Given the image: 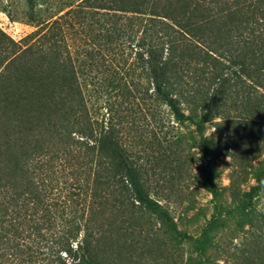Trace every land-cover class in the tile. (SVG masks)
<instances>
[{"label":"trees","instance_id":"1","mask_svg":"<svg viewBox=\"0 0 264 264\" xmlns=\"http://www.w3.org/2000/svg\"><path fill=\"white\" fill-rule=\"evenodd\" d=\"M33 36L0 29V264H126L121 234L123 245L139 209L184 236L150 195L168 148L158 105L194 126L207 165L215 203L189 240L195 264H216L234 210L264 235V213L220 205L214 162L227 146L204 134L224 101L254 97L264 139V0H80ZM253 176L251 197L264 161Z\"/></svg>","mask_w":264,"mask_h":264},{"label":"rangeland","instance_id":"2","mask_svg":"<svg viewBox=\"0 0 264 264\" xmlns=\"http://www.w3.org/2000/svg\"><path fill=\"white\" fill-rule=\"evenodd\" d=\"M79 1L0 0V29L15 41L30 33L37 36L45 29V23L68 15ZM124 58L128 64L133 60V55ZM254 106V97L247 101L241 98L224 101L221 107L224 117L207 123L204 134L217 139V145L227 146L226 151L214 162L213 182L220 193V205L231 210L237 206L250 205L264 213V192L251 197L254 195L252 188L257 185L253 171L264 161V139L255 125L256 115L247 110ZM137 108L146 109L141 100ZM156 111L159 114L158 123L163 127L159 138L168 148L165 150L167 158L156 168L161 174L157 181L154 180L159 184V190H151L150 195L168 209L170 219L184 236H169L158 219L139 209L134 213L132 227L125 235L123 245L124 234H121V251L125 253L126 264H195V254L189 240L196 237L207 224L215 203L205 188L207 165L194 126L187 122H174L163 105H158ZM103 113L101 109L99 114ZM146 113L139 112V123L158 131ZM150 155L148 163L153 165L154 158ZM113 218L116 222L120 220L118 213ZM227 219V227L215 234L218 250L211 251L215 263L264 264V235L260 230L247 224L237 226L235 210L233 216Z\"/></svg>","mask_w":264,"mask_h":264}]
</instances>
